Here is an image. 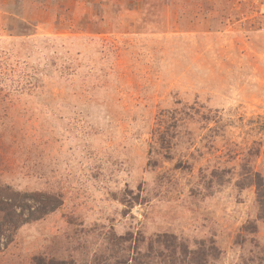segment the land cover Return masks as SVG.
<instances>
[{
    "label": "rangeland",
    "instance_id": "rangeland-1",
    "mask_svg": "<svg viewBox=\"0 0 264 264\" xmlns=\"http://www.w3.org/2000/svg\"><path fill=\"white\" fill-rule=\"evenodd\" d=\"M0 203V264H264V0H0Z\"/></svg>",
    "mask_w": 264,
    "mask_h": 264
},
{
    "label": "trees",
    "instance_id": "trees-1",
    "mask_svg": "<svg viewBox=\"0 0 264 264\" xmlns=\"http://www.w3.org/2000/svg\"><path fill=\"white\" fill-rule=\"evenodd\" d=\"M8 208H5V207H3V206H1V203H0V213H2V212H5L6 214L3 216V219L4 220H6L8 223L6 224V226H5V230L6 231H13V230H15L16 228H17V225H15V224H13L12 222H11V219H10V216H9V214H7L8 212ZM5 221V222H6ZM24 222H25V220H24ZM2 223V222H1ZM2 225V224H1ZM5 230H3L2 228H0V234L1 233H3V232H5Z\"/></svg>",
    "mask_w": 264,
    "mask_h": 264
}]
</instances>
